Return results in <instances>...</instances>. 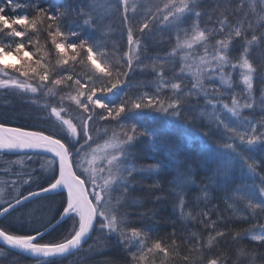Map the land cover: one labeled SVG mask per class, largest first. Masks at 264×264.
<instances>
[{
	"label": "snow or ice",
	"instance_id": "obj_1",
	"mask_svg": "<svg viewBox=\"0 0 264 264\" xmlns=\"http://www.w3.org/2000/svg\"><path fill=\"white\" fill-rule=\"evenodd\" d=\"M214 2V8L205 10L201 7L204 0H104L103 4L97 0H0V77H7L0 78V88L17 89L33 104L38 103V96L48 97L42 105L47 109L46 127L8 126V118L0 119V157L15 154L17 160L10 163L29 169L16 174L27 176L22 183L0 180L7 185L0 187V217L7 220L6 226H0V241L7 246V250L0 247V257L17 250L33 264H59L82 251H101L115 237L130 257L125 264H257L258 248L242 241L247 237L264 247V172L258 171L264 161L246 156L244 149L264 145V0ZM114 14H119L123 26L121 37L126 34V51L102 31L105 19ZM40 36L45 38L44 45ZM148 41L169 48L163 56L152 58L150 65L144 60ZM29 46L35 51H28ZM9 57L19 63H7ZM168 63L179 67L180 82L165 80ZM77 65L83 75L70 70ZM149 67L160 81L156 92L133 99L129 73ZM186 68H195L188 94L203 95L212 110L202 115L222 133L217 154L229 166L239 159L260 182L235 189L228 205L235 215L239 209L234 205L245 204L248 214L240 218L254 221L248 228H228L227 218L218 211L215 219L212 210L190 212L201 232L177 235L174 231L168 243L149 229L131 226L126 205L131 173L124 175L118 156L110 153L108 178L102 183L105 169L93 167L95 159L86 161L85 156L93 141L89 121L94 120L95 109L102 110L95 113L101 120L113 121L132 109L154 108L178 115ZM162 88L175 93L166 107ZM66 89L70 90L67 95ZM108 94L122 95L119 102H113ZM72 103L88 114L80 117L79 124L69 115ZM257 107L260 117L250 118ZM245 110H250L247 115ZM133 137L125 133V144ZM121 146L113 145L115 152ZM36 159L42 163L39 174L33 175L36 169L27 161ZM2 171L7 174L11 169ZM222 171L227 174V168ZM25 184L37 186L22 190ZM184 184L183 175L178 176L176 187L182 190ZM49 197H59L60 202L56 213L44 218L39 210L50 207L39 201ZM178 199L183 216L186 204L183 197ZM33 202L35 207H26ZM68 221L71 226L59 232ZM89 240L93 243L84 249ZM260 257L264 264V253ZM13 264H19L18 259Z\"/></svg>",
	"mask_w": 264,
	"mask_h": 264
},
{
	"label": "trees",
	"instance_id": "obj_2",
	"mask_svg": "<svg viewBox=\"0 0 264 264\" xmlns=\"http://www.w3.org/2000/svg\"><path fill=\"white\" fill-rule=\"evenodd\" d=\"M97 0L98 3L103 4ZM205 10L215 7L214 0H204L201 6ZM123 26L119 22V14H114L111 19H105L102 31L110 34L113 40H118L122 51L127 50L126 34L121 37ZM41 45L45 44L44 36H40ZM112 43V40H109ZM149 47L145 54L144 60L146 64L151 63L152 58L157 55L163 56L169 51L168 46L153 45L148 41ZM28 51H35L31 46ZM257 57V53H253ZM35 58V57H34ZM54 62V61H53ZM19 62L17 61L16 64ZM70 67V66H69ZM80 75H83V69L77 65L75 69H71ZM187 75L183 79L182 87L184 94L182 96V106L179 114L176 116L152 109H132L124 112L118 121L111 119L101 120L96 116V112H102L95 109L92 113L93 121H89V127L94 129L91 132L93 141L91 146H102L107 142L114 141L121 146L118 154V161L124 175L131 176L129 194L126 199L127 211L130 213L131 226L136 228H145L150 230L153 236H159L168 241L169 234L174 231L177 235H190L192 232H201V226L197 219H191L188 213L198 214L201 211L212 210V219L216 218L217 211L227 218V226L233 230L246 229L254 221L244 220L240 217L248 214V209L242 202H237L234 207L239 209L233 214V209L228 207L232 203L235 189L241 186H251L254 183L259 184V177H253L248 174L247 169L242 166L239 159L227 163L220 155L217 154V145L222 143L223 136L215 125L211 124L207 119V113L212 110L204 99L203 95L197 97L194 93L188 94L191 88V74L195 68L185 69ZM179 67L173 68L171 63L165 64V80L169 83L180 82L178 78ZM13 77L15 74H11ZM86 79V77H85ZM131 84L130 95L133 99L144 93L149 95L155 94L159 79L151 68L145 70H137L129 73ZM219 83V81H217ZM239 87H243L239 84ZM256 97H259V87L254 81ZM239 90V89H237ZM70 90H65V95ZM122 94H108L113 102H119ZM161 97L165 99V107L170 98L175 93L170 88H162ZM48 97L38 96V103L33 104L18 90L12 88H0V119L8 118L9 125L19 126L21 124L31 125L35 128L46 127L44 122L47 113L42 105L47 102ZM227 102H231L230 97H226ZM67 104L68 102L65 101ZM243 103V100H241ZM69 115L74 117V122L79 124L80 117L88 114L83 113L82 109H78L74 103L69 105ZM250 110H245L247 115ZM261 115L259 108L255 110L250 118H259ZM31 116V119L28 117ZM136 129V132L130 130ZM32 130V129H30ZM125 133L134 135L133 139L124 142ZM243 148V146H241ZM245 155L257 161H264V145H257L252 149H244ZM228 156V153L224 154ZM17 155L5 154L0 157V180L10 181L18 180L20 183L27 179L26 175L17 176V173H27L28 168H22L20 164H12L16 161ZM46 163V161H44ZM41 159L27 161L31 168H35L33 175H38L41 166ZM10 168V173L2 170ZM227 168V174L222 169ZM264 172V168L258 169ZM183 175L185 184L182 188L176 187L178 176ZM3 188L7 185L3 184ZM36 184H25L22 190L36 189ZM256 191L255 188L251 189ZM26 194V191H25ZM7 198L8 193L5 192ZM178 197H183L186 204L184 215H180V204ZM55 201V203H52ZM60 202L59 197H49L47 201H39L40 204H48L50 210L41 208L38 215L44 218H50L56 213L57 206ZM36 202L26 205L27 208H33ZM143 214V215H142ZM6 218L0 220V226H6ZM71 226L68 221L58 231L65 232ZM96 233H93L95 237ZM204 237L207 238V231H204ZM53 239V237H47ZM179 243V241H177ZM93 240H89L83 245L87 249ZM243 244L249 247L256 246L257 264H260V254L264 253V247H259L257 242L245 238ZM5 250L7 248L5 246ZM223 247L228 248L229 244L223 243ZM19 264H33L28 256H21L18 252L10 251L4 257H0V264H13L17 260ZM130 259L123 246L115 239L110 238L109 246L104 247L101 251H82L75 256H70L59 264H105L106 261L111 264H125Z\"/></svg>",
	"mask_w": 264,
	"mask_h": 264
},
{
	"label": "rangeland",
	"instance_id": "obj_3",
	"mask_svg": "<svg viewBox=\"0 0 264 264\" xmlns=\"http://www.w3.org/2000/svg\"><path fill=\"white\" fill-rule=\"evenodd\" d=\"M7 63H12V64H16L17 60L14 57H9L6 59ZM0 78H7V77H0ZM13 90L14 89L12 88ZM19 91V90H18ZM43 108V107H41ZM44 109V108H43ZM45 112L47 113V109H44ZM113 145H119L117 143H114V141H110L105 143L104 145H100V146H91L90 149H86V156H85V160H92L95 159V165H93V167H103L105 169V172L101 175L99 172L97 173V175H101V183L103 182V180L105 178H108V159H111V155L110 153H115L117 156L119 154V152H115V149L113 148ZM93 149L95 150L93 152ZM85 166H88L87 163H85Z\"/></svg>",
	"mask_w": 264,
	"mask_h": 264
},
{
	"label": "water",
	"instance_id": "obj_4",
	"mask_svg": "<svg viewBox=\"0 0 264 264\" xmlns=\"http://www.w3.org/2000/svg\"><path fill=\"white\" fill-rule=\"evenodd\" d=\"M8 126H11V125H8ZM22 151H25V150H22ZM49 156H51V154H48ZM3 217H0V220L2 219ZM0 245H2V246H5L6 248H7V246L6 245H3V242L2 241H0ZM13 251H15V252H18L17 250H13ZM26 255V254H25ZM27 256V255H26Z\"/></svg>",
	"mask_w": 264,
	"mask_h": 264
},
{
	"label": "bare ground",
	"instance_id": "obj_5",
	"mask_svg": "<svg viewBox=\"0 0 264 264\" xmlns=\"http://www.w3.org/2000/svg\"><path fill=\"white\" fill-rule=\"evenodd\" d=\"M102 3H104L103 1H101ZM13 126V125H11ZM7 154V153H6ZM0 187H4V185L2 183H0ZM4 218V217H3ZM71 223V221H69ZM26 256V255H25Z\"/></svg>",
	"mask_w": 264,
	"mask_h": 264
}]
</instances>
